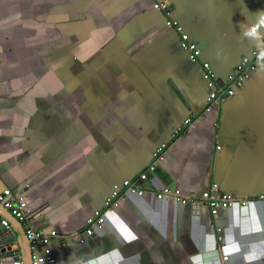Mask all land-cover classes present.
Instances as JSON below:
<instances>
[{"label": "crops", "instance_id": "1", "mask_svg": "<svg viewBox=\"0 0 264 264\" xmlns=\"http://www.w3.org/2000/svg\"><path fill=\"white\" fill-rule=\"evenodd\" d=\"M155 2L220 76L262 45L264 0H0V191L21 193L33 225L55 231V264H264V202L211 216L200 202L152 192L264 189L258 75L224 102L217 129L219 112H205L139 181L144 194H126L102 228L81 233L112 184L134 178L209 92ZM3 210L17 243L20 228Z\"/></svg>", "mask_w": 264, "mask_h": 264}, {"label": "built area", "instance_id": "2", "mask_svg": "<svg viewBox=\"0 0 264 264\" xmlns=\"http://www.w3.org/2000/svg\"><path fill=\"white\" fill-rule=\"evenodd\" d=\"M153 8L161 10L165 16V23L175 30L179 38V45L186 51L188 60L199 63L202 69V78L206 82L209 92L200 109L190 111L180 122L171 128L169 139L155 145L151 153L150 161L147 162L145 167L139 171L134 178H123L112 184L110 192L105 198L103 205L92 210L85 218L81 233L86 235H90L97 228H102L105 219V210L117 205L118 201L126 194L142 195L147 191L145 187L139 184V181L146 179V172L154 171L161 165L164 159V151L169 146L170 142L179 136L187 134L193 123L197 119L203 117L205 112L211 111L212 109L214 110L216 107L217 111L215 114L218 115L220 104L233 95L234 88L240 87L243 81L249 77L250 72L256 67L255 59L264 50L263 39L261 47L252 49L247 55H241L230 72L223 76L216 75L209 61L200 59L201 50L197 43L190 40L188 34L183 31L182 26L175 19L170 17V9L167 4L163 2H155ZM216 124L217 118H215V121L213 122V125L216 126ZM219 147L218 144L215 146L216 149ZM152 192L156 199H162L163 197L168 196L183 204L187 202H200L208 208L211 216H216L221 208L231 207L235 203L244 206L251 200L264 202V192L259 193L253 198L247 196L239 198L234 192L221 191L215 184H211L203 189L198 195L194 193L187 195L181 194L169 185H163ZM0 205L20 223L23 229L29 245V264H55L56 259L51 254L48 243L56 233L55 231L46 233L41 229H37L33 225L32 219L29 216L27 201L21 193L8 187H4L0 191ZM0 226L2 232L5 233L4 235H7L8 231H10L9 222L1 215ZM215 230L218 232L216 240L219 242L222 240L220 228L216 227ZM81 233H73L72 237L75 239L79 237V240L82 241L80 237ZM227 259V255L224 254L222 256L224 263Z\"/></svg>", "mask_w": 264, "mask_h": 264}, {"label": "water", "instance_id": "3", "mask_svg": "<svg viewBox=\"0 0 264 264\" xmlns=\"http://www.w3.org/2000/svg\"><path fill=\"white\" fill-rule=\"evenodd\" d=\"M170 17H172L173 19H175L178 23L179 21L173 17L170 13ZM164 18V17H163ZM181 25V24H180ZM182 26V25H181ZM174 30V29H173ZM176 33V32H175ZM186 53V52H185ZM245 55V54H244ZM200 56H201V53H200ZM201 60H204L200 57ZM238 61V60H237ZM236 61V63H237ZM193 63H196L199 65V63L197 62H193ZM235 63V64H236ZM234 64V65H235ZM211 65V64H210ZM255 69L252 70L249 74V77L247 79H245L242 83V85L240 87H235L234 88V93L233 95L235 94L236 90L237 89H240L241 87H244L243 85H245L248 81H250L253 77L257 76L260 77V78H263L264 75L263 72H264V50L260 53V55L255 59ZM200 67V65H199ZM201 69V67H200ZM213 69V68H212ZM214 73L216 75L217 72L214 71ZM201 77H202V69H201ZM203 79V78H202ZM230 98V97H228ZM227 98V99H228ZM225 99L219 106V115H218V121H217V124L216 126L214 125V128L217 129L220 125L219 123L221 122V116H222V107H223V104L224 102L227 100ZM215 113H216V107L214 109ZM198 120V119H197ZM196 120V121H197ZM218 131V130H217ZM169 137H170V131H169ZM169 139V138H168ZM220 147L218 149H215L216 152L219 151L221 149V145L218 144ZM219 189L223 192H233L232 190H228V189H224L221 187V185H218ZM264 192V189L263 190H260L256 193H249V192H234L235 195L239 198H242L244 196H247V197H250V198H253V197H256L259 193H262ZM5 211L6 215H8L9 217H11L12 219H14V221L17 223V226L20 228V235H21V239L19 238L18 239V242L17 243H13L11 240L8 241V235H4L5 233L0 231V264H29V245H28V242L25 238V235H24V232H23V229L20 225V223L11 215L9 214V212L7 210H3ZM18 232V231H17Z\"/></svg>", "mask_w": 264, "mask_h": 264}, {"label": "bare ground", "instance_id": "4", "mask_svg": "<svg viewBox=\"0 0 264 264\" xmlns=\"http://www.w3.org/2000/svg\"><path fill=\"white\" fill-rule=\"evenodd\" d=\"M171 27V26H170Z\"/></svg>", "mask_w": 264, "mask_h": 264}]
</instances>
